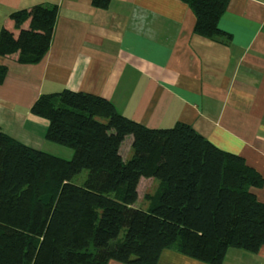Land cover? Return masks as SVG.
I'll return each mask as SVG.
<instances>
[{
    "label": "trees",
    "instance_id": "16d2710c",
    "mask_svg": "<svg viewBox=\"0 0 264 264\" xmlns=\"http://www.w3.org/2000/svg\"><path fill=\"white\" fill-rule=\"evenodd\" d=\"M110 1L91 0L101 9ZM181 1L195 15L194 33L229 37L218 27L228 0ZM56 14L42 4L12 11L0 29V56L38 62ZM6 70L0 65V83ZM30 112L47 120L46 140L72 154L34 149L0 131V264H157L163 249L222 264L229 248L256 252L264 243V202L252 191L261 174L190 125L149 128L105 97L68 89L40 94ZM83 169V182H72ZM142 177L157 180L145 208L136 206Z\"/></svg>",
    "mask_w": 264,
    "mask_h": 264
},
{
    "label": "crops",
    "instance_id": "0c3cea01",
    "mask_svg": "<svg viewBox=\"0 0 264 264\" xmlns=\"http://www.w3.org/2000/svg\"><path fill=\"white\" fill-rule=\"evenodd\" d=\"M35 4L57 7L52 38L38 62L0 56L1 132L51 153L34 100L62 89L92 93L146 127L183 122L242 156L263 178L252 191L264 202L262 0H228L218 20L227 39L194 33L195 15L181 0H111L105 9L91 0H0V29L12 11ZM157 264L206 263L163 249ZM222 264H264V243L256 252L229 248Z\"/></svg>",
    "mask_w": 264,
    "mask_h": 264
},
{
    "label": "rangeland",
    "instance_id": "374dc122",
    "mask_svg": "<svg viewBox=\"0 0 264 264\" xmlns=\"http://www.w3.org/2000/svg\"><path fill=\"white\" fill-rule=\"evenodd\" d=\"M130 142H131V136L128 135L126 136L125 140L122 142L121 144V154L123 156V158L128 159L131 156V150H130ZM49 145L55 146L57 148H53L52 146H48L45 149L46 150H50L49 152H51L54 155H58L60 157L69 159L71 158V154H72V149L68 148L66 146H61L58 144H54L49 142ZM61 147V148H59ZM68 153L70 155H68ZM87 174V170L83 169L80 173H78L76 176L73 177L72 182L76 183V184H81L83 182V180L85 179ZM156 184H157V180L153 179V178H147V177H142L138 183L137 186V191H138V198L136 201V206L140 207V208H145L147 206V202L145 201V197L147 194L149 193H153L155 188H156ZM124 230L121 231L120 233V237L123 235Z\"/></svg>",
    "mask_w": 264,
    "mask_h": 264
},
{
    "label": "built area",
    "instance_id": "2783aa9c",
    "mask_svg": "<svg viewBox=\"0 0 264 264\" xmlns=\"http://www.w3.org/2000/svg\"><path fill=\"white\" fill-rule=\"evenodd\" d=\"M264 2V0H262Z\"/></svg>",
    "mask_w": 264,
    "mask_h": 264
}]
</instances>
